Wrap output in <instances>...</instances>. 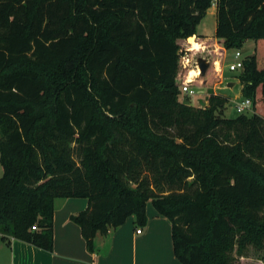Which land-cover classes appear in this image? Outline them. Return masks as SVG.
<instances>
[{
    "label": "trees",
    "instance_id": "trees-1",
    "mask_svg": "<svg viewBox=\"0 0 264 264\" xmlns=\"http://www.w3.org/2000/svg\"><path fill=\"white\" fill-rule=\"evenodd\" d=\"M192 36L211 64L258 43L238 75L251 115L179 98L186 55L206 52ZM263 48L264 0H0V241L52 251L55 199L86 197L71 219L94 251L151 201L183 264L264 260ZM204 75L191 85L213 87Z\"/></svg>",
    "mask_w": 264,
    "mask_h": 264
},
{
    "label": "crops",
    "instance_id": "crops-1",
    "mask_svg": "<svg viewBox=\"0 0 264 264\" xmlns=\"http://www.w3.org/2000/svg\"><path fill=\"white\" fill-rule=\"evenodd\" d=\"M198 33L204 34L199 30ZM206 36L205 43L211 39ZM88 207L86 197L56 198L53 250L10 238L0 241V264H183L174 252L172 222L160 214L151 201L147 203L148 221L144 226L131 215L107 235L98 233L94 251L87 248L80 226L71 219Z\"/></svg>",
    "mask_w": 264,
    "mask_h": 264
},
{
    "label": "rangeland",
    "instance_id": "rangeland-1",
    "mask_svg": "<svg viewBox=\"0 0 264 264\" xmlns=\"http://www.w3.org/2000/svg\"><path fill=\"white\" fill-rule=\"evenodd\" d=\"M215 7L216 6L214 3L208 9L206 16L202 19V21L198 25V30L200 32L206 34V35H209L211 38L214 37L215 32H216L217 18H216V8ZM206 35H205V37H207ZM195 39L197 41H199V39L196 36H195ZM190 43H191V47L193 48L192 42H190ZM184 44H185V42H184ZM258 47H259V45L255 40H252V39L248 40L243 45V47L240 49V52L242 53V59L256 53L258 50ZM199 48L206 49V52L203 53V56L200 55L199 57H204L208 61H209V59L213 60L212 54L209 53L210 50H212V48L210 46L207 47L206 45H203V47H201L199 44ZM199 48H196V49H199ZM235 50H236L235 48L227 49L224 56H222V60H221L222 61V67H223L222 68L223 69L222 74L220 72H219L220 75L214 74V69L216 71H220V70L216 69V66L214 65V63L213 64L210 63V67L208 68L206 75H204L203 77L205 79L210 78V81H211L213 87L208 88V89H205L204 87H196L197 90L199 91V94L197 96H195V97L187 96L181 92V94L179 95V98L182 101L190 103L194 106L202 107L203 105L207 104L206 100H208V98H209L208 93L211 94V92L214 91V87H217L215 90V91H217V94H222V95L229 97V102L225 106L224 114L227 117L238 116L240 113L237 111V109L235 107V102H236V100L244 99V97L242 96V91H241V88H242L241 83H240V80L238 77V75L242 71V69H239L237 71H230L229 67H228V65L230 63L235 61V58H234ZM196 51L197 50H193V53H195ZM198 53H200V52H198ZM261 54L264 55V48L261 50ZM195 60H196V58L190 59V61L188 62V66H189L188 68L189 69L197 70ZM261 62H262V59H260V64H261ZM217 66H219V65H217ZM208 73H210L209 78H207ZM228 82H233L235 85L228 86L226 84ZM252 113H253V107H251L250 109H248L244 112V114H247V115H251ZM2 174H3V167L0 163V177L2 176ZM247 261H248L247 264H264V260L261 258L260 254L256 253L255 251L250 253Z\"/></svg>",
    "mask_w": 264,
    "mask_h": 264
},
{
    "label": "built area",
    "instance_id": "built-area-1",
    "mask_svg": "<svg viewBox=\"0 0 264 264\" xmlns=\"http://www.w3.org/2000/svg\"><path fill=\"white\" fill-rule=\"evenodd\" d=\"M190 49L192 50V47H190ZM225 52L222 54V56H224ZM222 56L218 60L214 61V65L216 66V69L220 70V71H217V72H220L221 74L223 72L222 61H221L222 60ZM191 58H194V59L196 58L195 63H196L197 71H198V75L197 76H199L201 74V71H200L198 63H197V58L198 57H189V56L186 55V58H185V61H184V65L189 67L188 66V62L190 61ZM234 58H235V61H233L232 63H230L228 65L229 70L230 71H237L239 69H243V67H244L243 60L244 59H242V53L240 52V49H236L235 50ZM217 65H219V66H217ZM190 71H191V69L188 70V75H187V77H186V79L184 81V84L180 87V91L183 94L187 95V96L195 97V96H197L199 94V91L197 90L196 87L191 85V82L197 76L192 77V78H188ZM235 107H236V109H237V111L239 113H244L246 110H248V109H250L252 107V100L250 98H244L242 100H236ZM137 232L140 233L141 229H138Z\"/></svg>",
    "mask_w": 264,
    "mask_h": 264
},
{
    "label": "water",
    "instance_id": "water-1",
    "mask_svg": "<svg viewBox=\"0 0 264 264\" xmlns=\"http://www.w3.org/2000/svg\"><path fill=\"white\" fill-rule=\"evenodd\" d=\"M197 63H198L199 69L201 71V75H204L207 72L208 68L210 67V61H208L204 57H198ZM233 84H234L233 82H230L228 84V86H232Z\"/></svg>",
    "mask_w": 264,
    "mask_h": 264
},
{
    "label": "bare ground",
    "instance_id": "bare-ground-1",
    "mask_svg": "<svg viewBox=\"0 0 264 264\" xmlns=\"http://www.w3.org/2000/svg\"><path fill=\"white\" fill-rule=\"evenodd\" d=\"M189 41L192 42L194 49L199 48V42L195 39V36L190 37ZM197 75H198V71L195 69H191L188 78H192V77H195Z\"/></svg>",
    "mask_w": 264,
    "mask_h": 264
}]
</instances>
